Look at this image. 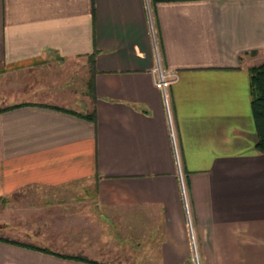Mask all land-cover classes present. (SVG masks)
Here are the masks:
<instances>
[{
    "label": "crops",
    "instance_id": "obj_1",
    "mask_svg": "<svg viewBox=\"0 0 264 264\" xmlns=\"http://www.w3.org/2000/svg\"><path fill=\"white\" fill-rule=\"evenodd\" d=\"M262 61L264 0H0V264H89L46 226L116 224L138 253L114 264H264Z\"/></svg>",
    "mask_w": 264,
    "mask_h": 264
},
{
    "label": "rangeland",
    "instance_id": "obj_2",
    "mask_svg": "<svg viewBox=\"0 0 264 264\" xmlns=\"http://www.w3.org/2000/svg\"><path fill=\"white\" fill-rule=\"evenodd\" d=\"M83 74H85V71H83ZM80 78L77 77L76 82V101L74 104L65 103L63 105L73 107L80 113H86L84 98L87 93L88 76H85V79H83L81 75ZM80 91L81 97L79 95ZM81 98H83V100H80ZM87 205L90 206V202L83 201L82 206L85 208ZM56 207L61 208L60 204H57ZM68 208L70 207L68 206ZM98 211L97 209V212ZM80 212L81 211H78L77 213ZM140 219L142 221V217L139 215V219H136L137 222L135 224L137 228H140L142 225L144 226L143 222H139ZM118 225L119 224H116V226H46L47 228L44 232H48L47 236L50 240L49 248L53 251L82 258H95L101 262H112V264H114V262L122 261L128 252V255L133 254V256H137L138 253V247L130 246V243L133 244L132 240L135 238L137 239V236L134 235V238L132 235L126 233V229H128V227L133 228V226ZM18 230L25 231L23 226H19ZM4 235L17 241L24 240L23 237L18 234L4 233ZM61 236H65L64 240L60 238ZM24 242H27V240Z\"/></svg>",
    "mask_w": 264,
    "mask_h": 264
},
{
    "label": "trees",
    "instance_id": "obj_3",
    "mask_svg": "<svg viewBox=\"0 0 264 264\" xmlns=\"http://www.w3.org/2000/svg\"><path fill=\"white\" fill-rule=\"evenodd\" d=\"M92 62L93 61L90 57V64ZM247 74H248V88L250 95V110H251V116H252L255 138H256L254 150L256 153L264 155V61H262L257 66L249 67L247 69ZM91 89L92 86L90 84V91ZM76 115L90 122H94L95 119L93 110H91V112L85 115H79V114ZM47 253L64 259H73L77 261L86 262L89 264H98L96 262L88 261L78 256L57 255L50 252Z\"/></svg>",
    "mask_w": 264,
    "mask_h": 264
},
{
    "label": "built area",
    "instance_id": "obj_4",
    "mask_svg": "<svg viewBox=\"0 0 264 264\" xmlns=\"http://www.w3.org/2000/svg\"><path fill=\"white\" fill-rule=\"evenodd\" d=\"M153 75V85L161 93L164 103H166L165 92L168 86L174 81L175 74L170 70L161 69L158 61H156Z\"/></svg>",
    "mask_w": 264,
    "mask_h": 264
}]
</instances>
